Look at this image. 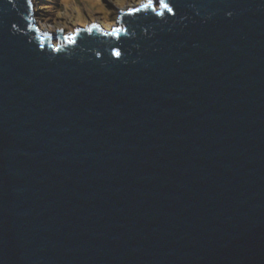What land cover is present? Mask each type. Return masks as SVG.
Here are the masks:
<instances>
[{
	"label": "water",
	"instance_id": "obj_1",
	"mask_svg": "<svg viewBox=\"0 0 264 264\" xmlns=\"http://www.w3.org/2000/svg\"><path fill=\"white\" fill-rule=\"evenodd\" d=\"M147 3L0 0V264H264V0Z\"/></svg>",
	"mask_w": 264,
	"mask_h": 264
},
{
	"label": "rangeland",
	"instance_id": "obj_2",
	"mask_svg": "<svg viewBox=\"0 0 264 264\" xmlns=\"http://www.w3.org/2000/svg\"><path fill=\"white\" fill-rule=\"evenodd\" d=\"M146 0H30L34 8V25L56 35L59 30L69 34L92 22L106 30L119 24L121 9L136 7ZM154 1V0H153ZM53 45L56 41L53 40Z\"/></svg>",
	"mask_w": 264,
	"mask_h": 264
},
{
	"label": "snow or ice",
	"instance_id": "obj_3",
	"mask_svg": "<svg viewBox=\"0 0 264 264\" xmlns=\"http://www.w3.org/2000/svg\"><path fill=\"white\" fill-rule=\"evenodd\" d=\"M161 2H163V0H161ZM151 5H152V0H148V3L147 4H142V7H145V8H147V7H151ZM164 7H168V5L167 4H164ZM169 11H171V9H169ZM117 56L119 55V52H116L115 53Z\"/></svg>",
	"mask_w": 264,
	"mask_h": 264
},
{
	"label": "bare ground",
	"instance_id": "obj_4",
	"mask_svg": "<svg viewBox=\"0 0 264 264\" xmlns=\"http://www.w3.org/2000/svg\"><path fill=\"white\" fill-rule=\"evenodd\" d=\"M67 1V0H66Z\"/></svg>",
	"mask_w": 264,
	"mask_h": 264
},
{
	"label": "clouds",
	"instance_id": "obj_5",
	"mask_svg": "<svg viewBox=\"0 0 264 264\" xmlns=\"http://www.w3.org/2000/svg\"><path fill=\"white\" fill-rule=\"evenodd\" d=\"M34 9V8H33Z\"/></svg>",
	"mask_w": 264,
	"mask_h": 264
}]
</instances>
